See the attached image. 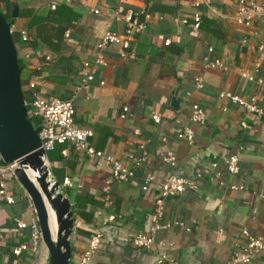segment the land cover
Listing matches in <instances>:
<instances>
[{
  "label": "crops",
  "instance_id": "crops-1",
  "mask_svg": "<svg viewBox=\"0 0 264 264\" xmlns=\"http://www.w3.org/2000/svg\"><path fill=\"white\" fill-rule=\"evenodd\" d=\"M146 1L73 0L58 3L53 10L45 0L0 1V12L9 18L12 5L17 7L10 34L17 58L23 62L24 100L32 92L42 98L70 99L73 122L91 130L89 143L95 149L130 167L128 155L144 151L147 156L133 168L131 178L106 184L108 166L68 142L46 151L48 169L74 213L69 264H79L95 231L102 237L90 264H223L234 245L243 241L241 228L264 234V199L257 196L264 192V52L256 49L264 43V18L255 23L256 34L249 35L232 22L236 0H211L213 11L194 7L193 0ZM151 4L160 11L149 10L146 29L130 39L132 57H120L119 48L110 46L104 53L106 63L97 65L94 45L110 21V10L116 5L146 9ZM195 12L200 15L197 29L180 23ZM111 28L120 30L116 23ZM20 30L26 31L27 41L20 40ZM157 34L169 38V43L164 45ZM205 55L218 57L224 69L204 67ZM240 71L254 79L247 81ZM86 74H91L90 80H85ZM196 76L202 88L194 87ZM220 90L254 94L262 113L255 115L219 99ZM193 102L204 110L201 124L188 120ZM123 105L128 110L120 118ZM184 124L193 131L192 142L175 136ZM166 151L173 154V165L162 160ZM236 151L237 174H229L218 162L196 190L166 200L163 218L178 219L189 225V231L173 225L158 229L149 248L131 245L132 235L151 228L153 197L163 177L184 175L201 163ZM146 175L152 181L142 190ZM63 177L70 185H61ZM231 183L242 184L246 190H230ZM7 188L13 202L0 201V264H41L43 243L36 253L31 252L28 228L19 229L13 221L15 217L28 221L30 199L15 180L8 181ZM19 243L27 249L13 254L11 249ZM251 264H264V251Z\"/></svg>",
  "mask_w": 264,
  "mask_h": 264
},
{
  "label": "built area",
  "instance_id": "built-area-1",
  "mask_svg": "<svg viewBox=\"0 0 264 264\" xmlns=\"http://www.w3.org/2000/svg\"><path fill=\"white\" fill-rule=\"evenodd\" d=\"M49 9H55L58 3H72L73 0H45ZM192 5L194 7H203L210 11H213L211 0H193ZM93 13H97L98 10L93 9ZM264 18V3L257 0H236L235 7L231 12L232 22L246 30L249 35L256 34L255 23ZM151 20V14L147 9H134L131 7H123L116 5L110 10V21L105 23L103 31L95 42L94 45V62L97 65H104L105 49L110 46H117L119 48L120 57H132V52L128 51L130 39L137 33L143 32L149 21ZM200 21V15L195 12L192 14L190 20L181 18L180 23L190 25L191 29H197ZM112 23H116L120 26V30H114L111 28ZM64 36H68V32H64ZM158 39L162 41L164 45L169 43V38L163 37L161 34L156 35ZM19 38L21 41H27L28 36L25 30L19 31ZM256 49L260 52H264V43H258ZM211 51V47L207 49ZM27 58V55L25 56ZM201 63L206 68L224 69V65L218 57L209 58L207 55L201 58ZM239 75L247 81H252V77L245 71H240ZM91 74H86L85 80L91 79ZM257 83H261L260 79H256ZM33 82H28V87H33ZM194 87L196 89L202 88V80L199 76L194 78ZM217 97L226 101L229 104L235 105L246 112L259 115L262 113V107L257 103L256 96L254 94H248L242 96L239 93L220 90L217 92ZM27 105L26 116L33 119L36 122V126H39L38 136L40 138L41 148L45 152L52 150L56 144L68 142L75 150L81 151L88 158L95 161L103 162L109 168V179L105 181L109 184L112 181H126L133 176V168L142 165L146 161V153L143 151L141 155H128L130 166L122 165L119 160L114 158L110 153L95 149L89 138L92 132L88 128L78 127L73 122L74 107L70 99L61 100L55 97L42 98L31 93L29 100H24ZM127 107L121 106L118 116L124 118L127 114ZM204 110L197 103L193 102L189 104V116L190 123L201 124L204 121ZM154 121L158 120L157 115H151ZM175 136L179 139H185L187 142H192L193 131L187 124L182 125L175 132ZM162 160L169 165L174 164V156L170 151H166ZM238 151L229 153L226 155H220L217 158L211 159L205 163H201L193 169L189 170L184 175L168 174L161 179L158 186V191L153 197L152 205V225L147 232H137L130 237V243L136 248H149L154 243V233L158 229L168 228L173 225L182 227L185 231H189V225L178 219L166 220L163 218L164 205L168 198L174 197L182 192L189 190H196L201 179L209 175L211 170L216 165L221 163L225 170L232 175L239 172L238 165ZM17 167L16 161L4 162L0 158V201L6 204L13 202V195L7 188V182L15 180L14 170ZM152 181L151 175H146L142 190H147L148 183ZM61 185H70V180L67 177H63ZM228 189L233 191H245V187L242 184H228ZM261 199H264V192L257 194ZM28 207L32 210V215L27 222L20 218L15 217L13 219L17 228H28V238L30 240L29 250L33 253L38 251V246L41 241L40 229L37 223V218L33 211L31 202H28ZM109 218V217H108ZM242 242L236 243L230 252L229 257L223 264H251L253 258L260 252L264 251V234H253L247 228L243 227L239 231ZM102 234L99 231L93 232L88 238V242L84 250H82L79 256V264H90L91 257L98 248L101 241ZM27 246L24 243H19L17 246L11 249L13 254H18L22 250H26Z\"/></svg>",
  "mask_w": 264,
  "mask_h": 264
},
{
  "label": "water",
  "instance_id": "water-1",
  "mask_svg": "<svg viewBox=\"0 0 264 264\" xmlns=\"http://www.w3.org/2000/svg\"><path fill=\"white\" fill-rule=\"evenodd\" d=\"M16 15V5H12L9 19L0 12V158L17 163L14 176L31 201L45 250L41 264H69L74 213L60 182L48 169L45 152L39 148V126H33L26 116L21 67L10 34ZM27 169L36 173L35 183L26 175ZM48 211L53 218L54 235Z\"/></svg>",
  "mask_w": 264,
  "mask_h": 264
},
{
  "label": "bare ground",
  "instance_id": "bare-ground-1",
  "mask_svg": "<svg viewBox=\"0 0 264 264\" xmlns=\"http://www.w3.org/2000/svg\"><path fill=\"white\" fill-rule=\"evenodd\" d=\"M26 172V175L29 177V179L31 181H33V183H35V176H36V173L35 172H32L31 170L27 169L25 170ZM48 221H49V227H50V230H51V233L52 235H54V224H53V218H52V215L51 213L48 211Z\"/></svg>",
  "mask_w": 264,
  "mask_h": 264
},
{
  "label": "trees",
  "instance_id": "trees-1",
  "mask_svg": "<svg viewBox=\"0 0 264 264\" xmlns=\"http://www.w3.org/2000/svg\"><path fill=\"white\" fill-rule=\"evenodd\" d=\"M0 1H3V0H0ZM145 1H146V0H145ZM146 2H147V1H146ZM146 9H147L148 11H149V10L153 11L154 9L160 11V7H159V6H154V5H152V4L149 5V7L146 8ZM2 14H3V13H2ZM3 16H4L6 19L9 18L8 13H4ZM199 24H200V21H199ZM17 64H18L19 67H21V68L23 67V62H22L19 58H17ZM30 122L32 123L33 126H36V122H35V120L30 119Z\"/></svg>",
  "mask_w": 264,
  "mask_h": 264
},
{
  "label": "rangeland",
  "instance_id": "rangeland-1",
  "mask_svg": "<svg viewBox=\"0 0 264 264\" xmlns=\"http://www.w3.org/2000/svg\"><path fill=\"white\" fill-rule=\"evenodd\" d=\"M22 76V75H21Z\"/></svg>",
  "mask_w": 264,
  "mask_h": 264
}]
</instances>
